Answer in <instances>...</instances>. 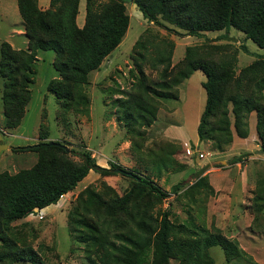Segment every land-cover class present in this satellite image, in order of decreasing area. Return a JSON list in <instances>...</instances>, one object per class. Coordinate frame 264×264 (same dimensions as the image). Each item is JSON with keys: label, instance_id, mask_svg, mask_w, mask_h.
I'll list each match as a JSON object with an SVG mask.
<instances>
[{"label": "trees", "instance_id": "16d2710c", "mask_svg": "<svg viewBox=\"0 0 264 264\" xmlns=\"http://www.w3.org/2000/svg\"><path fill=\"white\" fill-rule=\"evenodd\" d=\"M79 2L49 0L48 8L41 10L38 0H16L27 47L15 50L7 42L0 44L5 128L16 129L21 124L31 98L34 64L40 51L54 52L52 65L58 77L50 80L46 89L61 104L63 113H88L89 97L85 87L90 74L98 70L121 43L129 16L126 1L85 0L84 24L79 28L76 24ZM130 3L137 6L147 22L163 27L161 19L181 30L183 36L227 32L233 28L264 49V0H132ZM146 43L139 40L133 46L138 70L135 87L125 98L117 99L116 120L124 124L128 132L141 136L140 129L149 128L156 120L160 99H178L173 87L193 72L201 71L206 78L202 83L206 98L196 128L198 139L211 142L221 151L231 144L234 135L246 139L253 119L256 140L264 154V57L236 73L235 54L224 46L201 44L187 47L181 62L171 67L174 45L161 40L152 43L150 68L160 71L158 80L151 84L140 65L146 61L140 53L147 51ZM39 139L31 147L13 149L36 154V163L31 168L14 174L0 173V263L45 264L12 223L35 210L55 205L73 191L89 171L102 177L122 174L130 180V187L120 196L109 187L100 192L86 188L78 195L69 215V231L74 241L83 247L86 264H173V261L213 264L208 252L215 246L222 249L226 260L243 257L244 253L219 232L175 225L170 220L169 209L156 210L169 193L148 176L125 172L112 162L108 168L100 167L87 150L82 151L80 161L75 162L71 159L72 150L58 141H46L47 132L39 134ZM133 146L138 148L136 144ZM159 151L156 160L149 162L156 177L173 162L170 151L163 147ZM205 183L203 178L198 179L189 191ZM181 188L180 184L176 185L173 192ZM256 190L252 223H257L264 234L261 215L264 172L259 174Z\"/></svg>", "mask_w": 264, "mask_h": 264}, {"label": "rangeland", "instance_id": "374dc122", "mask_svg": "<svg viewBox=\"0 0 264 264\" xmlns=\"http://www.w3.org/2000/svg\"><path fill=\"white\" fill-rule=\"evenodd\" d=\"M79 3L76 24L81 28L85 0ZM124 5L129 16L126 33L99 69L90 74L89 84L85 87L89 97L86 115L70 111L63 113L61 104L47 91V83L58 77L52 65L55 59L52 51L38 52L34 83L30 86L31 98L16 129L4 126L0 77V135L2 143L7 146L0 153V173L14 174L31 168L36 163V154L13 149L33 146L40 141L39 134L47 132L46 141H58L72 150L71 159L75 162L80 161V153L87 150L100 167L108 168L112 162L125 172L148 176L169 193L156 210L169 209L172 223L187 228L195 226L210 233L219 232L244 253L243 257L226 260L220 247H212L208 253L213 264H264V234L257 223H252L253 196L258 193L256 181L259 174L264 172V154L256 135L252 139L249 134L246 141L234 135L231 144L221 151L211 142L198 139L196 128L206 98L202 88L206 78L201 71L193 72L176 88L173 87L178 99H160L156 120L149 128L140 129L141 136L128 132L124 124L116 120L117 99L125 98L137 82L133 46L139 40L149 42L146 43L147 51L140 52L146 57L140 65L151 84L158 80L160 71L150 68L154 42L173 43L171 67L181 62L187 47L201 44L224 46L229 53L236 55V73L255 59L264 57V49L246 40L243 33L233 28L227 32L183 36L181 30L161 19L163 27L147 22L135 4L125 2ZM2 42H7L15 50L27 47L16 0H0V44ZM162 147L170 151L173 162L156 177L149 162L156 160ZM171 147L175 150L171 151ZM202 178L206 183L189 191ZM179 184L182 188L174 193V186ZM104 187L113 189L120 196L129 189L130 180L122 174L102 177L89 171L76 188L55 205L35 210L26 218L13 222L12 226L23 233L45 264H86L83 247L70 235L69 215L81 192L86 188L100 192ZM261 215L264 218V210ZM172 263L177 264V261Z\"/></svg>", "mask_w": 264, "mask_h": 264}, {"label": "crops", "instance_id": "0c3cea01", "mask_svg": "<svg viewBox=\"0 0 264 264\" xmlns=\"http://www.w3.org/2000/svg\"><path fill=\"white\" fill-rule=\"evenodd\" d=\"M38 5H39V8L40 9H42V10H45V9H47L48 8V6H49V0H42V4H41V0H38ZM79 7H81L80 6V3H79ZM254 120L253 119H251L250 120V136H249V138H254L255 137V133H252V130L254 129ZM256 139V138H255ZM254 139V140H255ZM243 140V139H242ZM243 141H246V139L245 140H243ZM256 141V140H255ZM256 146H258L257 144H256ZM240 149H242V150H244V148H240ZM249 158V157H248Z\"/></svg>", "mask_w": 264, "mask_h": 264}, {"label": "water", "instance_id": "95a60500", "mask_svg": "<svg viewBox=\"0 0 264 264\" xmlns=\"http://www.w3.org/2000/svg\"><path fill=\"white\" fill-rule=\"evenodd\" d=\"M121 1H126V2H131L132 0H121ZM1 136V135H0ZM3 140H2V136L0 137V153L2 152V151H4V150H6L7 149V146L6 145H4L3 143Z\"/></svg>", "mask_w": 264, "mask_h": 264}, {"label": "built area", "instance_id": "2783aa9c", "mask_svg": "<svg viewBox=\"0 0 264 264\" xmlns=\"http://www.w3.org/2000/svg\"><path fill=\"white\" fill-rule=\"evenodd\" d=\"M201 157H203V155H200Z\"/></svg>", "mask_w": 264, "mask_h": 264}]
</instances>
